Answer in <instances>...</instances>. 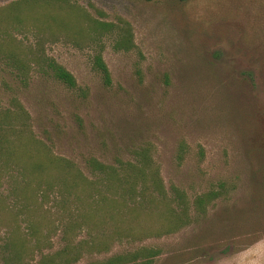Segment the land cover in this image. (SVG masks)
I'll return each instance as SVG.
<instances>
[{"label": "rangeland", "instance_id": "374dc122", "mask_svg": "<svg viewBox=\"0 0 264 264\" xmlns=\"http://www.w3.org/2000/svg\"><path fill=\"white\" fill-rule=\"evenodd\" d=\"M34 1L0 0V264H46L68 243L80 254L69 264L146 249L151 264H264V0ZM96 20L131 25L136 47L117 49L118 30ZM36 49L78 87L43 73ZM16 101L26 116L4 120ZM141 149L168 200L114 203L89 161L120 167ZM47 153L68 163L34 172Z\"/></svg>", "mask_w": 264, "mask_h": 264}, {"label": "trees", "instance_id": "16d2710c", "mask_svg": "<svg viewBox=\"0 0 264 264\" xmlns=\"http://www.w3.org/2000/svg\"><path fill=\"white\" fill-rule=\"evenodd\" d=\"M35 1L34 3H36ZM141 1L149 2L153 0ZM175 1L187 2L189 0ZM96 22L102 26L114 28V30L116 31L118 30L119 33L116 43L117 49L131 50L136 47L131 25L127 23H125L126 25H119L117 23H105L98 20H96ZM30 53L33 54L31 60L37 64V66L43 73L52 75L54 78L61 81L70 88L74 89L78 87L77 79L74 74L66 69L63 65L59 64L55 59L48 57L43 50L36 49L32 50ZM4 57L8 58L13 66L20 71V74L23 77L27 76L29 72V66L24 62L23 55L19 54L14 49H9L7 52H5ZM94 64L102 74L105 84L110 85L112 83L111 72L101 53H98L95 56ZM14 104L16 107L15 111H5L1 114L4 120H10L12 117L20 118L26 116L27 112L25 111L22 104L18 101H16ZM136 154V162H128L124 165L122 164L123 166L120 167L104 164L95 158L90 159L89 164L94 173L100 175L101 183L106 185L108 192L115 194V197H113L114 203L122 202L129 204L131 202L135 207L140 206L142 205L143 200H145V197L150 194L149 191H152L149 196H151L155 192L161 197L160 201L167 202L168 195L166 192V187L160 175L159 168L154 163L151 157L150 151L147 149H141L137 150ZM55 160L65 161L68 163V161L65 159H60L58 157L53 158V155L48 154L46 155L44 162H36L33 165L34 172L43 173V171L56 164ZM60 182L64 186H66L67 184L66 179ZM59 189L61 190L59 191V193L62 194L63 197L65 191H63L64 193L62 192L63 187ZM120 190L122 191L119 192ZM223 191L224 187H222L220 190H211L207 193L197 196L194 201L195 207L201 211H206L207 206H209L214 200L219 198V196L222 195ZM104 198L106 200V197ZM25 201H27L26 198ZM174 201L183 206L189 204L186 193L178 188H175ZM178 220L182 219L178 218ZM38 232V229H35L34 227L31 228V235L37 239H39ZM73 246L74 244L68 243L66 247L58 251L56 255L51 258L46 257L45 259H43V261L45 260L47 262L46 264H69L71 263V261H76L80 258V254L76 251V249L75 252L78 255H76L75 257L70 258L67 257L68 255H66L71 252ZM13 247L14 249H16V253L18 254L17 257H22L21 249L23 247ZM155 256L156 251L146 249V252L144 253H142L141 251H135L132 253L117 254L106 259L105 261L92 264H137L138 262H140L141 258H145L144 262H146V264H151Z\"/></svg>", "mask_w": 264, "mask_h": 264}]
</instances>
